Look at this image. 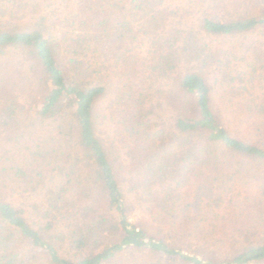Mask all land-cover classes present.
Wrapping results in <instances>:
<instances>
[{
    "label": "trees",
    "instance_id": "1",
    "mask_svg": "<svg viewBox=\"0 0 264 264\" xmlns=\"http://www.w3.org/2000/svg\"><path fill=\"white\" fill-rule=\"evenodd\" d=\"M226 3L0 0V264H264V0Z\"/></svg>",
    "mask_w": 264,
    "mask_h": 264
},
{
    "label": "rangeland",
    "instance_id": "2",
    "mask_svg": "<svg viewBox=\"0 0 264 264\" xmlns=\"http://www.w3.org/2000/svg\"><path fill=\"white\" fill-rule=\"evenodd\" d=\"M176 6L179 5L181 10V13L189 20V21H196L199 19L202 15V13L207 9L209 11H213L214 9V1L215 0H174ZM224 2H227L226 4H229V9L231 12H234L235 9H237L239 6L243 8H253L258 10L257 8L262 4V0H223ZM237 6V7H236ZM45 7V6H44ZM240 43H248V42H254L257 44L258 47L264 49V36L261 34H252L249 35L247 38H239ZM241 46V45H240ZM242 47V46H241ZM240 70L244 69V65L242 67H239ZM242 68V69H241ZM248 78V77H247ZM236 112V110H235ZM234 112V113H235ZM240 126V125H239ZM107 127L111 128V123H107ZM242 126H240L241 128ZM239 128V127H238ZM236 129L232 128L231 130L237 134H245L248 136L249 133H245L243 129ZM112 129V128H111ZM16 198L19 202L24 203L26 206L32 205L33 203H37L41 201L40 193H29V192H23L18 191L16 192ZM129 213H128V220L138 226L141 227H147L149 228L153 233L160 231V228L162 226V222L159 221V219L152 217L148 212H146L143 208L140 206L129 204ZM32 206H30V211L32 210ZM115 219H118V216L115 217ZM260 219V218H259ZM258 219V221H259ZM172 238V237H171ZM169 240L170 237H168ZM173 239V238H172ZM185 240V239H184ZM190 242L187 240L183 242H179V245L182 247V249L185 252H189L191 254H195L200 258H203V253L198 251L194 246L188 245L187 243ZM65 248H67L65 246ZM65 248H63L62 252H65ZM185 264V262L178 258V257H166L160 254H151V253H138V254H127L125 256L124 264Z\"/></svg>",
    "mask_w": 264,
    "mask_h": 264
}]
</instances>
